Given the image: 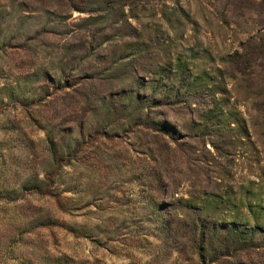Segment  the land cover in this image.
<instances>
[{
    "label": "rangeland",
    "instance_id": "374dc122",
    "mask_svg": "<svg viewBox=\"0 0 264 264\" xmlns=\"http://www.w3.org/2000/svg\"><path fill=\"white\" fill-rule=\"evenodd\" d=\"M0 264H264V0H0Z\"/></svg>",
    "mask_w": 264,
    "mask_h": 264
}]
</instances>
